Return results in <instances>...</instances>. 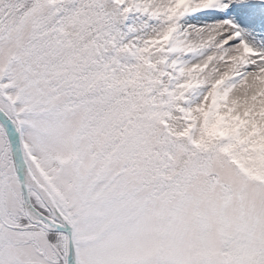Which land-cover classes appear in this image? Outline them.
<instances>
[{
    "label": "snow or ice",
    "instance_id": "1",
    "mask_svg": "<svg viewBox=\"0 0 264 264\" xmlns=\"http://www.w3.org/2000/svg\"><path fill=\"white\" fill-rule=\"evenodd\" d=\"M0 264H264V0H0Z\"/></svg>",
    "mask_w": 264,
    "mask_h": 264
}]
</instances>
